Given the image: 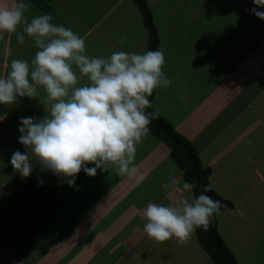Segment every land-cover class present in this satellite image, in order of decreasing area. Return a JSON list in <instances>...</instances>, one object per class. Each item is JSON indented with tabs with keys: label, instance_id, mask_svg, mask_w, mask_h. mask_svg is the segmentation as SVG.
I'll return each instance as SVG.
<instances>
[{
	"label": "crops",
	"instance_id": "0c3cea01",
	"mask_svg": "<svg viewBox=\"0 0 264 264\" xmlns=\"http://www.w3.org/2000/svg\"><path fill=\"white\" fill-rule=\"evenodd\" d=\"M49 1L26 0L29 21L50 14L52 23L59 20L56 25L76 33V0ZM146 1L165 56L163 71L172 81L156 89L152 107L193 143L211 168L213 188L234 203L217 219L239 264H264V20L248 11L253 0ZM84 13L100 15L80 35L89 53L107 58L126 44L123 51H147L148 30L134 0H86ZM4 36L0 77L12 59L30 62L38 51L27 35L24 44L15 33ZM6 41L11 56L4 55ZM78 78V86L89 83ZM44 96L38 87L35 98L0 104V264H215L196 231L185 245L158 242L143 231L148 203L194 196L193 187L183 190L184 172L171 148L150 132L136 146L133 177L114 167L94 177L81 170L69 187L38 165L28 178L16 172L11 155L25 151L18 142L20 118H43Z\"/></svg>",
	"mask_w": 264,
	"mask_h": 264
},
{
	"label": "clouds",
	"instance_id": "9594fccd",
	"mask_svg": "<svg viewBox=\"0 0 264 264\" xmlns=\"http://www.w3.org/2000/svg\"><path fill=\"white\" fill-rule=\"evenodd\" d=\"M253 4L248 11L264 20V12L257 10L264 8V0H253ZM29 8L26 0L0 3V41L4 34L15 33L17 42L24 44L27 35L38 49L30 62L11 60L6 75L0 77V104H15L18 97L35 98L40 87L47 105L43 118H20L18 142L25 151L13 152V169L28 178L38 165L69 187H75L81 170L94 177L98 169L114 167L118 175L133 177L137 173L136 146L148 137L149 125L158 115L146 111L152 106L149 97L155 89L172 85L163 71V50L90 57L84 38L52 23L50 14L29 21L25 15ZM20 27L22 31H17ZM3 52L12 54L7 41ZM77 71L89 83L78 86ZM90 164L94 167H88ZM38 183L43 184L39 175ZM192 187L183 184L184 191L191 192ZM211 191V185H205L191 200L180 197L167 205L148 203L142 210L144 233L158 242L175 239L178 245H185L192 232L206 230L214 214L224 207L220 200L204 194Z\"/></svg>",
	"mask_w": 264,
	"mask_h": 264
},
{
	"label": "trees",
	"instance_id": "16d2710c",
	"mask_svg": "<svg viewBox=\"0 0 264 264\" xmlns=\"http://www.w3.org/2000/svg\"><path fill=\"white\" fill-rule=\"evenodd\" d=\"M134 2L140 8L144 24L148 30L147 51L159 49L160 38L152 9L146 0H134ZM155 94L156 89L149 97L151 105ZM146 111L157 113L152 106L147 108ZM149 129L150 133L163 140L171 148V157L183 170L185 181L193 185L194 196H199L205 185H211L212 191L204 194L212 196L214 200H220L224 205L220 210L234 208V203L231 200L224 198L213 188L210 182L211 168L204 167L198 149L190 140L177 131L160 114L151 121ZM195 231L200 245L208 252L215 264H239L235 254L228 247L220 233L217 213L211 218V224L206 230L197 228Z\"/></svg>",
	"mask_w": 264,
	"mask_h": 264
},
{
	"label": "rangeland",
	"instance_id": "374dc122",
	"mask_svg": "<svg viewBox=\"0 0 264 264\" xmlns=\"http://www.w3.org/2000/svg\"><path fill=\"white\" fill-rule=\"evenodd\" d=\"M66 1H70V0H50L49 2L53 3V4H64L66 3ZM73 0H71L72 2ZM84 1L86 0H76V2H74L75 5V11H76V20L77 18L80 20L78 23H76V34H78L79 36L82 34V31L86 28V25H91L94 24L96 22V20L100 17V15H98L97 13L94 15H85V13L83 14V7H84ZM68 13V12H67ZM118 13V12H117ZM88 14V13H86ZM120 13H118L117 16H119ZM110 16V15H109ZM110 19V17H108V20ZM107 20V21H108ZM56 24H58L59 20H55ZM129 24V22H128ZM113 34V33H112ZM91 38V37H90ZM94 39V38H93ZM92 40L89 39L88 42ZM127 45V44H126ZM126 45L122 46L123 50H127L125 47ZM122 50V51H123ZM86 53L90 56V57H98L97 55H95L94 53H89L86 50ZM77 75H79L78 71H77ZM81 213V212H80ZM196 240V239H195Z\"/></svg>",
	"mask_w": 264,
	"mask_h": 264
}]
</instances>
